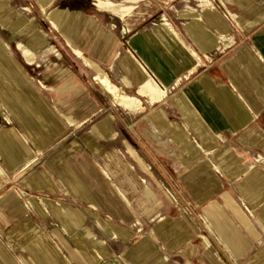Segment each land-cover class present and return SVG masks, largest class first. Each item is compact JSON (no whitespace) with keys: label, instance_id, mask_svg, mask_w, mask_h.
<instances>
[{"label":"crops","instance_id":"crops-1","mask_svg":"<svg viewBox=\"0 0 264 264\" xmlns=\"http://www.w3.org/2000/svg\"><path fill=\"white\" fill-rule=\"evenodd\" d=\"M0 264H264V0H0Z\"/></svg>","mask_w":264,"mask_h":264},{"label":"bare ground","instance_id":"bare-ground-1","mask_svg":"<svg viewBox=\"0 0 264 264\" xmlns=\"http://www.w3.org/2000/svg\"><path fill=\"white\" fill-rule=\"evenodd\" d=\"M79 57V56H78ZM83 59V58H82ZM95 80L99 83V85L116 101L122 104L125 107H131L135 103V99L131 96L119 94L118 90L111 85L105 76L97 75Z\"/></svg>","mask_w":264,"mask_h":264}]
</instances>
